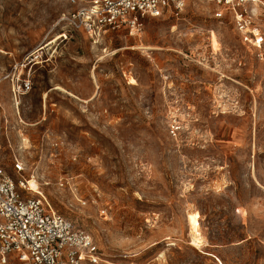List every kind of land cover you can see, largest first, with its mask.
I'll use <instances>...</instances> for the list:
<instances>
[{"label": "rangeland", "instance_id": "374dc122", "mask_svg": "<svg viewBox=\"0 0 264 264\" xmlns=\"http://www.w3.org/2000/svg\"><path fill=\"white\" fill-rule=\"evenodd\" d=\"M71 1L0 0V165L111 264H264L256 49L208 0L96 40L60 23Z\"/></svg>", "mask_w": 264, "mask_h": 264}, {"label": "built area", "instance_id": "2783aa9c", "mask_svg": "<svg viewBox=\"0 0 264 264\" xmlns=\"http://www.w3.org/2000/svg\"><path fill=\"white\" fill-rule=\"evenodd\" d=\"M213 17L233 25L264 61V0H208ZM187 0H72L74 9L60 23L70 31L84 32L96 40L108 32H142L144 19L159 18L169 11L181 12ZM66 35V34H65ZM29 82L18 88L30 90ZM19 92H15L17 96ZM1 123V113H0ZM0 126V134H1ZM1 148V143H0ZM14 180L0 165V264H111L93 236L53 211L42 192L32 196L25 167L16 161Z\"/></svg>", "mask_w": 264, "mask_h": 264}, {"label": "bare ground", "instance_id": "6f19581e", "mask_svg": "<svg viewBox=\"0 0 264 264\" xmlns=\"http://www.w3.org/2000/svg\"><path fill=\"white\" fill-rule=\"evenodd\" d=\"M55 40H52L49 44L54 43ZM31 184H34V180L32 179L29 181L30 188H31ZM35 192H38V191H35ZM200 216L201 215H199L198 212H194V213L190 212L188 213L187 218H188V224L190 227L191 244L201 249L202 246L204 245L205 240H203L202 234L200 232V222H199Z\"/></svg>", "mask_w": 264, "mask_h": 264}]
</instances>
